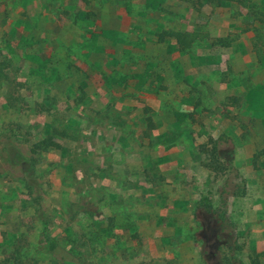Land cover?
Wrapping results in <instances>:
<instances>
[{
	"label": "rangeland",
	"instance_id": "374dc122",
	"mask_svg": "<svg viewBox=\"0 0 264 264\" xmlns=\"http://www.w3.org/2000/svg\"><path fill=\"white\" fill-rule=\"evenodd\" d=\"M253 86L264 0H0V264H264Z\"/></svg>",
	"mask_w": 264,
	"mask_h": 264
},
{
	"label": "trees",
	"instance_id": "16d2710c",
	"mask_svg": "<svg viewBox=\"0 0 264 264\" xmlns=\"http://www.w3.org/2000/svg\"><path fill=\"white\" fill-rule=\"evenodd\" d=\"M217 1L223 4V0H217ZM173 35L178 36V38L180 36L179 34H175V33ZM43 144L46 147L61 148V145L53 141L52 138L45 139L43 141ZM200 208H205L208 212H210L213 206L207 201L206 198L202 197L196 202V209H200ZM41 225L42 227H41V232L39 236V244L41 246V251L46 254H54L59 250V243L57 239L52 235L48 222L45 220H42Z\"/></svg>",
	"mask_w": 264,
	"mask_h": 264
},
{
	"label": "crops",
	"instance_id": "0c3cea01",
	"mask_svg": "<svg viewBox=\"0 0 264 264\" xmlns=\"http://www.w3.org/2000/svg\"><path fill=\"white\" fill-rule=\"evenodd\" d=\"M252 47L251 46H247L245 48L246 52L245 55L247 54V56L244 58L245 63L247 64L249 62V55L248 53H250ZM260 74L259 73V78H260ZM260 84V83H259ZM254 88H251V90H253L252 92L249 91L248 94L250 95V97H253L252 100H249V102L253 105V110H252V114L254 115V117H261L264 116V108H261V102L262 100H253L256 97H259V94L255 93V86H253ZM261 86H259L260 88ZM258 89V88H257ZM260 98V97H259ZM259 105V106H258Z\"/></svg>",
	"mask_w": 264,
	"mask_h": 264
},
{
	"label": "flooded vegetation",
	"instance_id": "af4514ba",
	"mask_svg": "<svg viewBox=\"0 0 264 264\" xmlns=\"http://www.w3.org/2000/svg\"><path fill=\"white\" fill-rule=\"evenodd\" d=\"M205 229H206V231L211 232V233H210V236L208 237V239H209V238H210L211 236H213V234H214V233H212L213 230L211 231V222H208V223L206 224ZM216 246H217V245L214 244L213 247L215 248Z\"/></svg>",
	"mask_w": 264,
	"mask_h": 264
}]
</instances>
